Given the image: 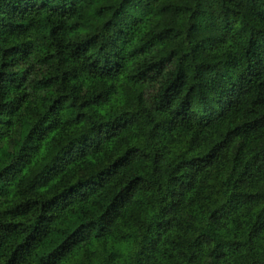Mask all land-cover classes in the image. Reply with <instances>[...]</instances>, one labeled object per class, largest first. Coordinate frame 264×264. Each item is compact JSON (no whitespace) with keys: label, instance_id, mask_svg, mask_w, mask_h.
I'll return each mask as SVG.
<instances>
[{"label":"clouds","instance_id":"clouds-1","mask_svg":"<svg viewBox=\"0 0 264 264\" xmlns=\"http://www.w3.org/2000/svg\"><path fill=\"white\" fill-rule=\"evenodd\" d=\"M0 264H264V0H0Z\"/></svg>","mask_w":264,"mask_h":264}]
</instances>
